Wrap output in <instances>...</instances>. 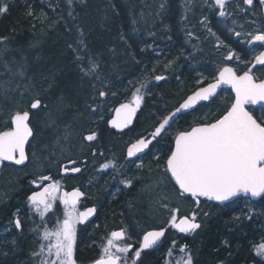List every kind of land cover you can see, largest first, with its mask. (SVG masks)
Listing matches in <instances>:
<instances>
[{
  "label": "rangeland",
  "instance_id": "1",
  "mask_svg": "<svg viewBox=\"0 0 264 264\" xmlns=\"http://www.w3.org/2000/svg\"><path fill=\"white\" fill-rule=\"evenodd\" d=\"M57 1L64 6H56V10L62 9L64 14H55L54 26L60 22L59 19L70 20L72 16L77 17L87 2ZM112 1L122 2L127 9L132 7L131 13H125L127 25L120 27L119 35L121 34L120 42L123 46L130 48L133 70L140 68V77L133 72L129 73V70L118 73L115 65L107 64L104 57L105 62L100 57H90L84 39L80 38L82 30L75 24L73 26L79 36L71 49V57L79 61L78 64L74 63L77 69L75 75L79 79L78 85H86L88 81L89 86L87 90L82 91L79 103L69 101L63 104L62 112L61 108L57 107L60 92L54 96L50 94L51 89L48 87H36L31 83L27 67L30 68L31 64L34 67L37 55L26 59L27 66L22 57L26 48L13 46L14 40L7 38L0 42V127L7 120V114L21 100L26 104L37 93L48 110L33 113L32 123L36 137L30 139L26 146V164L19 169L3 167L0 170V209L9 202L16 206V210L11 211L10 221L7 223L0 214V264H39V258L33 256L34 252L39 251L42 243L39 232L44 225L50 229L54 228L57 219H63V210L59 208L60 202H56L54 210L42 220L30 206L28 194L32 190V181L38 176L51 175L53 179H58L61 164L67 165L69 160H77L76 167L81 166H78L79 162L86 161L85 167L80 174L58 181L62 186L69 183L86 194L80 207L87 205L98 209L89 225L77 227L78 264H88L95 260L101 254L104 238L113 230L127 229L131 239L126 242L131 244L142 240L144 232L161 227L167 229L161 241V264H177L189 254L194 264L192 244L198 241L206 221L220 213L221 208L216 205L210 207L200 202L197 209L191 200H180L151 153L142 156L144 166L137 168L136 165L141 161L136 158L133 159L135 163L126 160L125 149L134 136L143 133L145 129L151 131L159 113L174 109L186 95L195 90L198 80L203 78L206 83L211 82L216 70L224 63H240L242 68L250 66L239 61H225L224 58L229 50H232L242 56L244 61L252 60V53L249 51L252 45L246 43L247 34L264 30L262 10L244 5L242 0H227L224 9L226 17H220L212 0H132L131 4L128 0H103L114 10ZM53 29L54 27L50 26L47 32ZM47 32L30 33L24 46H27L29 51H36L37 40ZM235 32L242 35L237 37ZM131 44L137 46L139 55L135 54ZM262 49L263 47L257 45V51ZM172 54L176 55V59ZM146 55L151 60L148 69H145L148 65ZM118 56L123 55L118 53ZM81 60L84 65L89 61L98 65L96 73L85 75L81 70ZM123 60L124 65L119 68L126 67L125 64L130 62L125 56ZM71 66L74 68L73 64ZM71 66L66 65L67 71L71 70ZM183 71L187 74L185 86L179 81V75ZM256 74H264V68ZM156 76H163L164 79L156 81ZM141 83H147L148 88L142 89L144 100L131 131H112L107 122L112 117L113 109L121 103H127L132 92ZM173 85L175 89H168L173 88ZM100 90H106L107 96L100 97L97 94ZM21 93L25 95L21 97ZM231 95L229 90L222 91L211 103H203L190 114L179 116L173 128L185 129L196 118L218 114L215 111L216 106H225ZM93 108L96 109L95 112L92 111ZM48 112L55 117L50 119ZM148 113L149 118L145 117ZM256 114H260L259 108H256ZM91 132L97 133V139L91 141L92 143L86 142L83 137ZM170 145V135L165 136L152 152L160 154L163 158ZM108 162H112L115 168L102 170L101 165ZM133 177L135 179L132 187L121 183ZM16 183L21 186L14 185ZM162 199L169 208L179 207V216L191 215L196 211V222L201 227L187 235L178 234L175 228L168 224L170 216L168 210L161 206ZM17 217L21 221V233L19 229L15 230ZM259 224L261 225V222ZM257 229L260 228L257 226ZM17 234L22 235L20 238L24 251L16 253L15 260L12 261L8 256L15 252Z\"/></svg>",
  "mask_w": 264,
  "mask_h": 264
},
{
  "label": "snow or ice",
  "instance_id": "2",
  "mask_svg": "<svg viewBox=\"0 0 264 264\" xmlns=\"http://www.w3.org/2000/svg\"><path fill=\"white\" fill-rule=\"evenodd\" d=\"M212 3L217 6L219 16L226 17L224 9L227 0H212ZM242 3L249 7L258 5L264 8V0H256L255 3L254 0H242ZM7 10L6 4L0 6V13ZM241 35L240 32H235V36ZM247 35L246 43L252 45L249 49L252 60L244 61L242 56L232 50H229L224 59L250 66L242 68L240 63H224L216 70L212 82L206 83L203 78L198 80L195 91L187 95L174 110L159 113L151 131L145 129L143 133L137 134L126 147V160L135 163L132 158H136L141 161L136 165L137 168L144 166L142 156L151 153L178 198L191 200L197 209L201 200L225 205L226 202L234 203L236 199L242 198L264 199V74H256L264 68V51H257V45L264 47V30ZM4 39L0 37V42ZM81 65L85 75H94L98 68L91 61L84 65L81 60ZM163 79V76L155 77L156 81ZM146 87L147 83H141L132 92L127 103H121L113 109L112 118L108 121L112 128L131 131L130 126L138 118L137 113L144 100L142 89ZM225 90H229L232 95L225 106H216L215 111L218 114L196 118L185 129L173 128L179 114H190L201 106V102L211 103ZM97 94L106 97L108 93L100 90ZM24 95L25 93H21V97ZM253 106H259V115ZM40 110L48 111L47 105L37 93L26 104L21 100L7 114V120L0 127V164H26V145L30 143V139L36 137L32 123L33 113ZM92 111L95 112L96 109L93 108ZM48 115L51 119L52 114L48 112ZM169 135L171 145L161 158L152 149ZM83 139L94 141L97 133L91 132ZM76 163L75 160H69L67 165L61 164V174L79 173L81 169L75 166ZM109 168H115V165L112 162L101 165L102 170ZM134 179L129 178L121 183L130 188ZM32 183L39 190L33 191L28 201L42 220L54 210L57 201L63 205V219H57L54 228L43 226L39 232L42 243L33 256L39 258V264H78L77 227L96 213V207L81 210V200L86 194L79 188L64 190L60 181L53 180L51 175H40ZM161 206L169 212L168 224L179 232L191 233L201 227L196 222V211L191 215L179 216V207L169 208L163 199ZM21 226L17 217L15 227L20 229ZM166 230L161 227L144 232L139 248L126 242L131 239L127 229L113 230L104 238L101 254L91 264H136L142 251L156 246ZM255 251L264 258V242L256 245ZM177 264H192L191 255Z\"/></svg>",
  "mask_w": 264,
  "mask_h": 264
},
{
  "label": "trees",
  "instance_id": "3",
  "mask_svg": "<svg viewBox=\"0 0 264 264\" xmlns=\"http://www.w3.org/2000/svg\"><path fill=\"white\" fill-rule=\"evenodd\" d=\"M255 2L256 0H254ZM112 3L114 10L110 4L104 3L103 0H87L84 4L85 7L82 10L79 9L77 17L74 13L75 16H72L70 20L59 19L60 22L54 26L55 14H64V10H56V6L60 5L57 0H0V6L6 4L8 7L7 12L0 13V37L14 40L13 46L26 48L22 57H24L27 66L26 59H32L37 55L34 67H32L33 64L30 68L27 67L31 83L36 87H48L51 89L50 94L54 96L60 92L57 107L61 108V112L63 104L69 101L79 103L82 99V91L87 90L89 86L88 81H86L88 83L86 85L82 83L78 85L79 79L75 75L77 69L74 63H79L78 59L74 60L71 57V49L79 37L77 29L73 26L75 24L82 30L80 38L84 39L90 57L95 59L100 57L103 62H105L104 59H107V64L115 65L118 73L119 71L128 72V70L129 73L133 72L137 76L141 73L139 67L135 69L136 72L133 70L130 48L123 46V43L120 42L121 34L119 35L120 27L127 25L125 13L128 14L132 7L127 9V6H124L122 2L112 1ZM128 3L131 4L132 0H128ZM60 6H64V4ZM256 7L261 9L264 15V8L258 5ZM50 26H53L54 29L47 32ZM44 32L47 34L37 40L36 51L27 50V46L24 45L29 39L30 33L43 34ZM131 45L135 54L139 55L137 46ZM118 53L128 57L130 61L125 64L127 66L124 68H119L124 65L122 63L124 60L123 56H118ZM115 55L118 57L116 58ZM147 56L145 59L148 65L145 69H148L151 63ZM171 56L176 59L175 54ZM72 64L74 68H72ZM66 65L71 66V70L67 71ZM179 76V81L185 86L187 74L183 71ZM168 89H175V86ZM146 116L149 118L150 114H145ZM56 118L53 119L56 120ZM14 185L21 186L17 183ZM201 202L215 207L211 203ZM13 205L9 202L1 206L0 214L5 218L3 221L6 223L10 221L11 211L16 210V206ZM216 207L221 208L220 213L216 216L213 215L208 222L206 221L198 241L194 245L192 244L194 264H264V258L258 256L255 251V246L264 242V199L252 202L242 198L236 199L234 203L216 205ZM257 226L260 229H257ZM21 236L17 234L18 243L15 252L8 256L12 261L15 260L16 253L24 251ZM146 261L153 264L158 260L149 257Z\"/></svg>",
  "mask_w": 264,
  "mask_h": 264
},
{
  "label": "flooded vegetation",
  "instance_id": "4",
  "mask_svg": "<svg viewBox=\"0 0 264 264\" xmlns=\"http://www.w3.org/2000/svg\"><path fill=\"white\" fill-rule=\"evenodd\" d=\"M263 49H264V47H263ZM263 49H262V51H263ZM261 51V50H260ZM95 141V140H94ZM94 141H92V142H94ZM91 142V143H92ZM95 153L93 152L92 153V155H94ZM76 162H78L77 160H75ZM85 162L86 161H81V162H79V165L78 166H80L79 168L81 169V171L84 169V167H85ZM3 167H10L11 169H13V168H15V169H19V168H21V167H23V166H17V165H14V164H5V163H3V164H1L0 165V170H1V168H3ZM81 171L79 172V173H71V172H69V173H67V174H61V171H60V175H59V177H58V179H66V178H70V177H73V176H76V175H78V174H80L81 173ZM58 179H56V180H58ZM53 180H55V179H53ZM32 190H30V192H29V194L28 195H30L33 191H37V190H39V189H37L36 188V186L34 185V184H32ZM63 188H64V190H67V191H71L73 188H75V187H72L69 183L67 184V185H64L63 186ZM81 190V189H80ZM82 191V190H81ZM29 197V196H28ZM84 199V197L82 198V200ZM81 200V201H82ZM29 202V201H28ZM57 202H59V201H57ZM30 204V203H29ZM31 206V205H30ZM87 207H93V206H87V205H85V207H81V210H84L85 208H87ZM59 208L61 209V210H63V205L61 204V203H59ZM98 212V209L96 208V213ZM96 213H95V216H96ZM95 216L93 217V219L91 220V221H89L87 224H85L84 226H86V225H89L93 220H94V218H95ZM14 222V221H13ZM80 227H84V226H81V225H79ZM15 230L17 231V228L15 227ZM141 240H139V241H134V242H132L131 244L134 246V248H139V242H140ZM153 258V259H156V260H158V261H155V263H153V264H161V240L158 242V244L156 245V246H154L152 249H148V250H144V251H142V253H141V256H140V258H139V260L138 261H136V264H150L149 262H147L146 261V259H148V258ZM88 264H91L90 262L88 263Z\"/></svg>",
  "mask_w": 264,
  "mask_h": 264
},
{
  "label": "water",
  "instance_id": "5",
  "mask_svg": "<svg viewBox=\"0 0 264 264\" xmlns=\"http://www.w3.org/2000/svg\"><path fill=\"white\" fill-rule=\"evenodd\" d=\"M263 51H264V50H263ZM194 91H195V90H194ZM192 92H193V91H192ZM192 92H191V93H192ZM191 93H190V94H191ZM231 94H232V93H231ZM188 95H189V94H188ZM185 98H186V97H185ZM182 101H183V100H182ZM182 101H181V102H182ZM203 103H208V102H201V104H203ZM178 105H179V104H178ZM178 105H176V107H177ZM118 106H119V105H118ZM118 106H117V107H118ZM176 107H175V108H176ZM198 107H199V106H198ZM253 107H255V108H259V106H253ZM115 108H116V107H115ZM175 108H174V109H175ZM174 109H172V110H174ZM112 115H113V114H112ZM181 115H184V114H179L178 117L181 116ZM111 118H112V117H111ZM111 118H110L109 120H111ZM109 120H108V121H109ZM107 125H108V127H109L110 129H112V130L121 131V130H119V129H114V128H112L108 122H107ZM130 127H131V126H130ZM124 130H126V129H124ZM86 142H89V141H86ZM26 146H27V145H26ZM132 159H134V158H132ZM4 163H5V164H14V163H12V162H4ZM0 165H1V164H0ZM14 165H15V164H14ZM17 166H23V165H17ZM30 195H31V194H30ZM30 195H29V196H30ZM243 199H248L249 201L256 202V201L260 200L261 198H243ZM201 201H204V200H201ZM204 202H208V203H211V204H213V205H220V204H218L217 202H211V201H204ZM227 203H230V202H226V204H227ZM94 216H95V214H94L92 217H90L89 220L86 221L84 224H81V226H84V225L87 224L89 221H91V220L93 219ZM175 231H176L177 233L181 234V235H182V234H183V235H187V234H188V233H181V232H179L178 229H176V228H175ZM162 239H163V237L161 238V241H162ZM157 244H158V243H157Z\"/></svg>",
  "mask_w": 264,
  "mask_h": 264
}]
</instances>
